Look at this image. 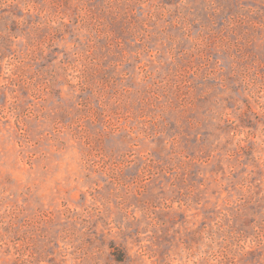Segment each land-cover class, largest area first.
Listing matches in <instances>:
<instances>
[{"label":"rangeland","instance_id":"obj_1","mask_svg":"<svg viewBox=\"0 0 264 264\" xmlns=\"http://www.w3.org/2000/svg\"><path fill=\"white\" fill-rule=\"evenodd\" d=\"M0 264H264V0H0Z\"/></svg>","mask_w":264,"mask_h":264},{"label":"trees","instance_id":"obj_2","mask_svg":"<svg viewBox=\"0 0 264 264\" xmlns=\"http://www.w3.org/2000/svg\"><path fill=\"white\" fill-rule=\"evenodd\" d=\"M119 259H120V257H119Z\"/></svg>","mask_w":264,"mask_h":264}]
</instances>
